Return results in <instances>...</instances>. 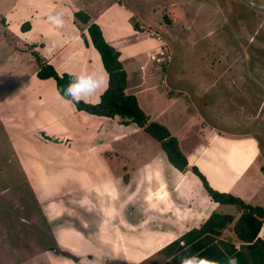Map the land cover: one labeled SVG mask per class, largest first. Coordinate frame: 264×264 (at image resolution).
Listing matches in <instances>:
<instances>
[{
	"label": "rangeland",
	"instance_id": "rangeland-1",
	"mask_svg": "<svg viewBox=\"0 0 264 264\" xmlns=\"http://www.w3.org/2000/svg\"><path fill=\"white\" fill-rule=\"evenodd\" d=\"M27 1L0 0V264H131L126 262L128 249L135 254L136 251L150 250L140 257L147 259L138 264H160L165 259L160 253L151 256L155 240L168 235L163 234L167 230H174L176 234L172 226V223L176 224L175 219L183 221L180 228L184 232L187 225L195 220L191 217L185 221L186 213L181 206L177 207L178 213L172 212L168 216L151 209L137 215L134 212L132 216L136 227L129 233H123L125 244L119 251L106 250V244L101 239L105 235L96 227L99 226L96 223L98 217L93 215L87 219L91 227H88L85 218L76 217L78 212L84 215L87 210L100 212L94 211L101 208L102 203L96 195L97 204L92 200L85 207L84 196L78 200L72 191L67 195L72 187L61 180L63 172L59 161L69 159L70 150L66 149L71 147L73 139L55 136L52 132L51 136L46 127L49 120L57 118L55 115L70 113V109L61 107L60 101L64 99L57 93L53 79L42 84L41 79L32 76L39 68L38 57L42 62L52 64L45 59L42 47H36L35 52H22L29 47L12 36H22L27 21L34 16V8H30ZM75 18L78 20L76 15ZM38 24L36 28L40 31ZM45 29L51 28L45 25ZM184 29L187 33L182 34ZM159 30L160 39L150 37L157 39V52L151 54V60L162 76L155 86V97L160 102L159 106L152 108L145 102L147 100L142 99L144 109L155 112L159 107L169 108L168 115L164 114L160 123L177 136L184 150L193 148L196 140L200 143L211 131L230 139L232 144L248 139L251 144L243 145H247L249 152L233 155L232 149L228 151V148L218 145L224 154H208L206 164L200 163L199 166L208 172L207 179L214 188L230 192L242 188L238 183L234 187L235 175L241 165L254 159L259 165L258 175H262L256 178V172L251 170L245 189L251 194L249 202L264 207V0H187V27L178 26L175 30V34L180 33L179 38L187 39V46L180 43L185 40H172L166 28ZM211 30L214 32L208 34ZM44 37L38 35L35 40L42 42ZM215 55L218 58L215 59ZM169 56L171 62H168ZM17 61L19 74L12 70ZM213 62L223 72L219 74L221 85L207 90L210 86L207 65ZM26 72L33 73V79L23 80V85L17 88V82ZM42 108L43 111L38 114L35 112ZM46 108L48 114L54 116L45 114ZM73 108L76 109L74 104ZM28 110H31L30 117L25 118ZM63 120V129L71 130L70 118L64 117ZM72 122L76 123L77 119ZM44 123L47 126L40 127ZM97 126L93 124L88 128L79 125L73 129L91 130ZM106 126L107 123L104 124ZM57 130L62 132V128ZM142 133L138 142L144 153L137 160L155 155L154 149L161 147L158 140ZM232 133L234 135H230ZM181 137H185L183 141ZM148 141L154 145H149ZM129 148L130 152L135 150L134 147ZM203 148L189 155V160L193 162L196 156H201ZM130 152L117 149L104 156L106 164L114 170L113 174L119 176L125 166H132ZM88 155L76 154L72 165H89ZM168 170L167 186L174 190L173 197L196 190L188 196L191 197L188 207L198 213L217 211L238 214L233 205L219 204L207 195L202 197L199 192L201 184L195 175L178 186L177 173L171 166ZM194 181H198L199 189ZM137 183L139 181L132 187ZM61 190L65 192L59 198ZM179 204L186 205L180 201ZM144 217L150 219L149 223H146L147 219L142 220ZM225 235H232V232L227 231ZM81 237L87 241H79Z\"/></svg>",
	"mask_w": 264,
	"mask_h": 264
},
{
	"label": "crops",
	"instance_id": "crops-1",
	"mask_svg": "<svg viewBox=\"0 0 264 264\" xmlns=\"http://www.w3.org/2000/svg\"><path fill=\"white\" fill-rule=\"evenodd\" d=\"M27 4L30 5V8H34V16L30 21H27L22 36L12 35L15 39L18 38L19 41L24 42L26 47H29V50H24L22 52H35L36 47H42V52H45V59L54 64L60 74L65 72L76 74L80 71H88L102 75L106 79L105 85L94 96L87 100V102L90 103H98L101 99V95L108 87L109 75L103 65L100 53L90 41L87 25L75 18V12L82 10L90 16L91 21L101 26L106 40L115 46L121 53L120 59L129 76L127 92L137 96L143 110H145L142 104L144 103L143 100H147L145 102L150 104L152 108L154 106H159L160 101L155 97V86L157 85V80H161L162 76L158 73L157 68L153 66L154 61L151 60V54L153 55L157 52L155 48L157 39L150 37L146 30H140L139 27L140 25H148L149 28L151 27V29L157 31L159 29L165 30L166 28V32L172 40L175 38L178 40H185L181 36L179 38L180 33L179 35L175 34V30L178 26L187 27V0H34V2L27 1ZM57 13L63 14L66 22L63 29L56 28L48 21L50 15H55ZM37 24L41 27L40 31L36 28ZM45 25L49 26L51 29H45ZM213 32L214 31L211 30L208 34H212ZM83 33L87 35L89 45L86 44ZM185 33H187V30L184 29L182 34ZM38 35L42 37L46 36L44 37L45 41L36 42L35 37ZM180 43L187 46V39ZM14 52L16 54L22 53L21 51ZM207 54L209 55L210 53L208 52ZM214 58L216 59L218 57L215 55ZM221 59L222 58H220L219 61ZM19 61H17L12 69L15 74H19L20 72V67L17 66ZM219 70L220 68L216 66L215 62L209 66L207 65L206 74L209 75L208 84H210L207 90L220 87L219 74L223 72ZM37 72L38 70H34V74L32 73L33 75L30 74V72H26V77H21V81L17 82V88L23 85V80L28 81L33 79L32 76H37ZM49 80L51 79L42 80V84ZM177 80H179L178 77ZM57 93L59 94L58 90ZM169 93H172V91ZM59 96L62 97L60 94ZM63 99V101H60L62 103L61 107H69L70 113L55 115L57 118L51 121L49 120L48 126L44 123L41 124L40 127L43 125L47 126L46 130L49 135H51L50 133L52 132L53 135L56 134L58 136L73 139L71 147L66 149L70 150L71 155L69 159L67 161L64 159L59 161L62 165L63 172L61 180L65 182L66 185L72 187L67 195H70L72 191L74 192L73 195L77 197L78 200L81 196H84L85 207L86 204H91L92 200L96 203L94 199L96 195L99 197L98 201H100L102 205H100L101 208L95 209L94 212H100L91 213V211L87 210L88 212L84 211V215L87 217H83L84 215H81L79 212L77 216H75L78 218H85V222H88L87 219L93 217V215L99 218L96 220L99 226L96 227L101 229V232L105 235L101 237V239L106 244V246L104 245L106 250L112 251L113 249H117L119 251L121 246L124 247L125 241L122 239L123 233H129L131 229L136 227L132 216L134 212H137V215L138 212L142 213L145 209H151L152 212L157 214L162 213L164 216H168L172 212L178 213L179 210L177 207L181 206L186 213L184 215L185 221L191 217H195L193 222L189 221L192 224L187 225V231L185 232L180 228V223L182 224L183 221L179 219L174 220L176 224L172 223V226L176 229L175 235L174 230H167L165 231L166 233L160 232L168 235H164L155 240L151 248V256L156 253L159 254L163 248L180 239L195 225L200 226L210 215L207 211H203L201 212L203 214H201L192 207L187 206L191 199V197L188 198L189 194L193 191L196 192V190H188L185 194L173 197L174 190H171L167 186V181H169L167 176L169 166L173 167L174 172H176L179 177L178 186L183 180L187 179L188 182L189 179H192L191 177L195 175L201 184V188L199 189L198 187V181H194V185L199 189L201 196L205 197L207 193L205 192L201 179L193 173L192 170L183 173L168 161L162 146L154 149L155 155H151L144 160H137V157H143L144 153L138 142V136L143 135L142 132L147 134L143 128L135 123L128 125L122 124L118 117H102L85 111H78L73 108V103L65 98ZM176 102L177 101H175L174 104ZM40 111H43V108L35 112L38 114ZM35 112L33 111L34 116L36 115ZM145 112L150 116L151 121L160 122L164 114L165 116L168 115L169 108L159 107L155 112H148L146 110ZM26 113L25 118H29L31 110H28ZM44 113L49 116H54L52 113L48 114V108L44 110ZM64 117L70 118V123L72 125L71 130L68 129L65 131L61 126L64 122ZM74 118L77 119L76 123L72 122ZM106 123L107 126L104 127ZM93 124H98V126L89 130L88 128L90 126L92 127ZM79 125L88 126V128H86V130L73 129L75 126L79 127ZM58 128H62L61 133L60 130H57ZM230 135L234 134L232 133ZM183 138L185 137H181L182 141ZM229 140L211 131L205 134L200 143L196 140L193 144V148L187 150H184V146L181 144L182 142L179 141L189 159V155H194L199 148L204 146V150L201 152V154H203L198 157L196 156L194 158L195 161H193L194 163L189 160L190 167L197 165L200 168V163L206 164L207 161L205 158L208 154H224V151L220 149L218 145H223V147L228 148V151L232 149L233 155L249 152L247 145L251 143L248 139H243L239 143L233 144L229 142ZM148 142L149 145L153 144L150 141ZM129 146L135 148V150L131 151L132 153L130 152L131 149ZM75 149H77V151H74ZM117 149L130 152L133 161L132 166L130 168L125 166L124 172L119 176L113 174L114 170L110 165L106 164L104 159V156L107 155L108 152L117 151ZM85 153L89 154V165H72L73 158L76 154L80 156ZM47 163L51 165V163ZM257 164L258 163L253 159L246 165H241L239 171L235 175L236 178L233 180V185L235 187L236 183H238L242 188L240 190L234 189L230 191L247 202H249L248 197L251 196L245 189L249 172L251 170L256 172V178L262 175V173L258 175L259 165ZM200 170L208 178V172L203 171L201 168ZM137 181H139V183H137L135 187H132ZM64 192L65 190L58 192L59 198ZM179 201L186 203V205L179 204ZM60 202H58L59 205ZM180 214H183V212L180 211ZM146 219L145 217L142 218L143 221ZM149 221L150 219H147L146 223H149ZM88 223V227H91V223ZM78 240L87 241L86 238L83 237L78 238ZM128 252L129 255L126 258V262L138 264L147 259H141L140 257L143 256L145 252H150V250L136 251L137 254H135L133 250L128 249ZM134 259L137 260L132 261Z\"/></svg>",
	"mask_w": 264,
	"mask_h": 264
},
{
	"label": "trees",
	"instance_id": "trees-1",
	"mask_svg": "<svg viewBox=\"0 0 264 264\" xmlns=\"http://www.w3.org/2000/svg\"><path fill=\"white\" fill-rule=\"evenodd\" d=\"M75 15L87 25L90 41L100 53L109 75L108 87L101 95L100 101L73 103L76 109L102 117H118L120 122L126 125L137 124L161 143L168 161L176 169L183 173L192 170L199 176L211 200L223 205H233L237 209L238 214L212 212L199 227L192 228L180 239L163 248L160 254L165 259L160 264H178L173 256L184 251L180 248L181 241L186 242L188 251L200 252L213 259L222 260L225 254H228L238 257L239 264H264V207L247 202L234 193L214 188L197 165L189 166L188 155L182 149L179 139L162 123L151 121L137 96L127 92L129 76L120 59L121 53L106 40L101 26L91 21L90 16L82 10L77 11ZM83 38L89 45L88 37L84 33ZM38 60L40 64L37 77L42 80L54 79L61 95L71 73L60 74L53 64L42 62L40 57ZM227 231L232 232L230 237L225 235Z\"/></svg>",
	"mask_w": 264,
	"mask_h": 264
},
{
	"label": "clouds",
	"instance_id": "clouds-1",
	"mask_svg": "<svg viewBox=\"0 0 264 264\" xmlns=\"http://www.w3.org/2000/svg\"><path fill=\"white\" fill-rule=\"evenodd\" d=\"M48 21L58 29H63L66 24L62 13L50 15ZM105 83L106 79L98 73L80 71L76 74H70L68 83L63 87L61 95L71 103L87 102ZM180 248L184 251L177 252L173 256L178 264H239L238 257L234 255L225 254L222 260H218L205 256L200 252L192 253L188 251L185 241L180 242Z\"/></svg>",
	"mask_w": 264,
	"mask_h": 264
},
{
	"label": "built area",
	"instance_id": "built-area-1",
	"mask_svg": "<svg viewBox=\"0 0 264 264\" xmlns=\"http://www.w3.org/2000/svg\"><path fill=\"white\" fill-rule=\"evenodd\" d=\"M139 29L140 30H146L150 36H153V37H156V38L160 39L161 35L159 34V32L154 30V29L149 28L148 26L140 25ZM160 59L161 58H159L158 60L160 61ZM171 59L172 58L169 56L168 62H171Z\"/></svg>",
	"mask_w": 264,
	"mask_h": 264
}]
</instances>
